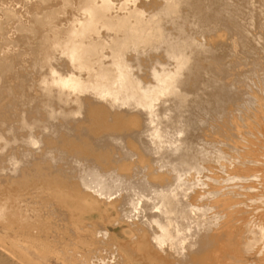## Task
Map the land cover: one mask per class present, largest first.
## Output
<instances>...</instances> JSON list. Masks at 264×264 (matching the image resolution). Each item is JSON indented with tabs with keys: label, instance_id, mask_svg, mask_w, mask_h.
Wrapping results in <instances>:
<instances>
[{
	"label": "bare ground",
	"instance_id": "1",
	"mask_svg": "<svg viewBox=\"0 0 264 264\" xmlns=\"http://www.w3.org/2000/svg\"><path fill=\"white\" fill-rule=\"evenodd\" d=\"M249 250L264 264V0H0V257Z\"/></svg>",
	"mask_w": 264,
	"mask_h": 264
},
{
	"label": "rangeland",
	"instance_id": "2",
	"mask_svg": "<svg viewBox=\"0 0 264 264\" xmlns=\"http://www.w3.org/2000/svg\"><path fill=\"white\" fill-rule=\"evenodd\" d=\"M245 75H247V74H245ZM240 78L241 79H243V76L241 75L240 76ZM241 111H245V109H242ZM236 114H237V112H235ZM213 170L217 173V174H219L218 176L220 177V183H212V185L213 186H216V187H220V186H224L225 185V183L226 182H224V180L226 179V177H225V175L224 174H222V173H220V169L219 168H217V167H214L213 166ZM207 178V177H206ZM208 182H211V180L209 179L208 180ZM224 182V183H223ZM232 184H233V186H235V184L233 183V182H231ZM225 186H230V185H225ZM232 186V189H234L235 191L237 190V186H235V187H233ZM231 187V186H230ZM243 189V188H242ZM208 192H210V191H208ZM237 194H240V195H235L234 197H233V200H238V201H242L241 203L239 202V203H236V204H234V205H232V210L234 211V215H237V214H239V216L240 217H245L246 216V212H250L251 210H254V208L252 207V208H249V207H247V206H245V204L243 203V202H245V203H247V204H249V202L247 201V196H250V197H252V199H254V197H253V194H255V191L254 190H249V189H243L242 191L240 190H237ZM229 196V195H228ZM239 204V205H238ZM243 205H244V207H243ZM256 205H260L259 203H257ZM256 205H253V206H256ZM237 210H241V212H238ZM221 210L220 209H216V213H218L219 214V212H220ZM241 214V215H240ZM244 215V216H243ZM236 217H234V219H235ZM234 221V220H233ZM220 223H221V221L220 222H218L217 223V228H215V232H218L219 231V234H221L219 237L220 238H228V237H230V235H232L231 234V232H227V230H225L224 228H222V225H220ZM226 225L227 226H230V228H232V220L230 221V222H228V223H226ZM96 224H94V228H96ZM119 227L120 226H118V225H113V224H108V225H106V229L108 230V232L107 233H105V231L103 230V232H104V234L105 235H113L115 238H117V239H120V240H123L122 238H119V233H118V231H119ZM228 228V227H227ZM234 229V228H233ZM218 230V231H217ZM228 230H230V229H228ZM221 232V233H220ZM233 232H234V230H233ZM224 234V236H222L223 234ZM103 235V234H102ZM105 235H103V237H102V239L101 240H98L99 242H101V241H105L106 239H105ZM136 238L137 237H135L134 238V242H136L135 240H136ZM220 239H214V245H219V243L218 244H215V243H217L218 241H219ZM65 241H67L66 239H65V237H64V242ZM109 241H110V239H109ZM211 245L209 248H211V247H213L214 245ZM255 244H257L258 246H260V244L259 243H255ZM119 246V245H118ZM248 252H250V253H246V254H242V252L240 253L241 254V256H242V258L241 259H243V261H246V260H248V264H254V262L253 261H255L256 263H258V264H260L261 262V258H260V256H261V253L263 252V251H259V254H254V252H251V250H249ZM71 253V252H70ZM84 253V252H83ZM67 254H69V252L67 253ZM239 254V253H238ZM93 255H96L95 253H93ZM78 256V255H77ZM129 256H130V254H129ZM55 257H57L56 255H55V253H50V254H48V256H47V259H46V261H47V264H59V262H57V260H56V258ZM79 257V256H78ZM93 257H95V256H93ZM60 258L61 259H66L65 257H62V256H60ZM213 258V257H212ZM69 259V258H68ZM79 261H76V263L77 264H81V260H82V258L81 257H79ZM138 260H140V259H138ZM216 261V260H215ZM11 262V261H10ZM93 262H94V264H104V262H101L100 261V256L98 255V259H93ZM260 262V263H259ZM0 264H9L7 261H6V259L5 258H3V257H0ZM14 264H17L16 262H14ZM106 264H112L111 262H106Z\"/></svg>",
	"mask_w": 264,
	"mask_h": 264
}]
</instances>
